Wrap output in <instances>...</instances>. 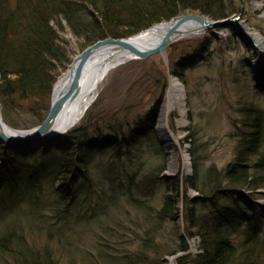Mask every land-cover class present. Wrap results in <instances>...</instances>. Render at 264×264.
Listing matches in <instances>:
<instances>
[{"label":"trees","instance_id":"1","mask_svg":"<svg viewBox=\"0 0 264 264\" xmlns=\"http://www.w3.org/2000/svg\"><path fill=\"white\" fill-rule=\"evenodd\" d=\"M240 4L241 0H0V105L32 115L26 128L44 119L56 77L71 62L54 27H61L62 19L83 40L84 49L99 39L127 37L181 13L216 20L234 17ZM209 42L180 40L168 47L170 74L183 79L186 67L206 57ZM176 49L181 50L179 58L173 56ZM159 70L162 82L153 101L134 114L116 111L106 118H90L86 113L64 134L26 152L0 144V211H30L42 218V211L90 214L124 200L139 209L154 205L155 223L172 222L178 216L182 188H193L197 195L183 198V234L174 233L175 247L169 252L187 251V241L194 236L201 246L194 255H179L178 264H264L263 215L256 212L258 204L252 199L264 187V110L243 105L244 125L237 133L235 155L221 168L204 167L197 132L188 129L183 140L190 143L191 174L169 175L167 151L155 131L167 86L164 68ZM18 216L22 215L16 212L13 217ZM18 219L16 224L24 220ZM13 223L0 229V255L7 254L14 264H59L51 242L67 236L66 227L58 233L57 226L45 221L21 226L18 232L17 226H9ZM145 239L151 240L139 238L131 251L116 246L122 252L113 264H163L164 254L154 253L155 248L149 251L151 244Z\"/></svg>","mask_w":264,"mask_h":264},{"label":"rangeland","instance_id":"2","mask_svg":"<svg viewBox=\"0 0 264 264\" xmlns=\"http://www.w3.org/2000/svg\"><path fill=\"white\" fill-rule=\"evenodd\" d=\"M237 15L240 17L236 27L231 26L230 23L220 24L217 27H207L200 35L182 39L189 42L208 38L210 48L205 58L185 68L183 79L171 75L182 84L184 93L183 124L177 122L180 117L177 110H171L168 116V124L177 138V144L172 146L169 138L157 130L158 116L171 78L168 77L169 68L165 70L166 67L159 55H153L151 59L146 58L147 60H126L111 69L99 85L96 98L76 123L86 113L91 115L90 118L96 116L106 118L107 114L111 115L116 111L134 114L146 108L155 97V88L162 82L159 69L164 68L167 86L162 95L155 131L167 151L165 173L172 176L177 173L191 174V156L188 151L190 143L183 140L188 129L191 128L196 130L199 137L204 167L211 164L217 168L224 166L233 159L235 146L239 140L237 133L243 131L244 114L241 111L243 105H255L264 110V65L261 64L260 55L251 47L252 39L242 28L245 26L249 31L258 32L264 37V0H241L238 14L217 21L228 22ZM61 24V27L56 24L54 27L61 45L70 52L72 62L73 58L83 51V47L81 48L83 40L74 35L65 20L62 19ZM185 43H180L178 46ZM180 55V49L173 52L175 58H179ZM70 64L59 72L54 85ZM0 110L1 115L5 114L8 118L5 122L15 129L27 130L38 125L27 128L24 126L33 121V116L30 114H16L2 105ZM10 123H16L17 126H12ZM256 191V196L252 199L258 204L259 211L256 212L263 215L261 223L264 227V187ZM197 193L193 188L186 190L182 188V201L180 200L176 205L178 216L172 222L164 220L155 223L158 217L154 205L139 209L128 205V201L120 200L119 204L115 202L104 211L96 213L92 211L90 214H86V211H70L65 215L58 214V211H42L44 215L42 218L36 217L30 211H0V229L11 221L15 223L9 226H17L16 231L20 230L21 226H36L45 221L57 226V232L60 228L66 227L67 236L51 242L54 256L59 264H113L114 256L122 252L116 250V246L131 251L137 246L139 238L146 236L151 239H145L151 244L148 245L149 251L153 252L152 248H155L154 253L160 256L161 252L164 254L162 258L166 260L163 264H173L172 261L178 264L176 255L181 250L172 253L169 251L175 247L174 233L183 234V221L180 224L184 209L183 198L184 196L191 198ZM154 202L152 201L151 204ZM120 206H124V209L118 210ZM16 212L22 216L13 217ZM58 216L63 217L58 218ZM18 218L24 220L16 224V221L20 220ZM148 230L151 234L147 233ZM39 242H44V239L39 238ZM187 244L191 255L200 251L199 237L189 238ZM0 264H14V262L7 254H3L0 255Z\"/></svg>","mask_w":264,"mask_h":264},{"label":"water","instance_id":"3","mask_svg":"<svg viewBox=\"0 0 264 264\" xmlns=\"http://www.w3.org/2000/svg\"><path fill=\"white\" fill-rule=\"evenodd\" d=\"M239 17L240 16L237 15V17L233 18L228 22H226L225 20L221 22L217 20H212L206 15L191 12L173 16L167 21H161L146 28L149 29L150 27H153L154 25L160 23H170L167 30L164 32L157 44L147 47H142L129 41L131 37L141 33L146 29H143L127 37L109 36L95 41L94 43L86 46L80 54L73 58L69 66L70 77L66 87L63 90H60L59 92L55 93L54 85L49 110L44 119L38 125L31 129L18 130L9 126L3 120L0 113V144L3 147H10L16 151H20V149H22V151L25 152L30 149L29 146H32L33 148L39 147L45 140L55 139L58 135L67 131H60V126L58 125L60 113L66 106V104L74 100V98L79 94L84 67L89 61L92 53L96 49L102 46H111L118 50H126L130 52L134 55V59H146L153 55H159L162 58L166 69H168L169 61L167 57V49L174 42H176L180 36L188 33L192 34L194 33V31H199L200 33H203L207 29V27H217L220 24L230 23L231 26L236 27L238 25L237 20L239 19ZM192 21L197 23L194 24V22ZM168 77H171V74H168ZM168 129L170 131V127ZM10 130L13 131V133L8 132ZM182 221L183 219L181 218L180 224L182 223ZM181 254L183 253H178L176 257ZM172 262L173 264H176L175 261Z\"/></svg>","mask_w":264,"mask_h":264},{"label":"bare ground","instance_id":"4","mask_svg":"<svg viewBox=\"0 0 264 264\" xmlns=\"http://www.w3.org/2000/svg\"><path fill=\"white\" fill-rule=\"evenodd\" d=\"M195 23L197 22H194V24ZM169 25L170 23L168 22L156 24L153 27H150L149 29H146L141 33L131 37L129 41L142 47L153 46L161 39ZM242 28L243 31L247 33V35L252 39L253 45L251 47L254 49V52L260 55L262 61L261 64L264 65V37L258 32L249 31V29H247L245 26ZM200 34L202 33L199 31H194L192 34L188 33L180 36L177 41ZM130 59H134L133 54L126 50H118L111 46H102L92 53L89 61L84 67L79 94L74 98V100L66 104L60 113L58 119L60 131L68 130L79 120L81 115L84 114L86 108L96 98L99 85L108 72L116 67L119 62H124ZM69 77L70 68L59 77L55 84V93L63 90L66 87ZM183 100L184 93L182 84L176 78L171 77L169 81V87L165 92L164 101L158 116L157 129L162 133L163 136H167L169 138V142L172 146L177 143V138H175L173 132L171 130L169 131L168 129V116L171 110H177L180 115L177 122L178 124H183V115L185 110ZM8 132L13 133L11 130Z\"/></svg>","mask_w":264,"mask_h":264}]
</instances>
